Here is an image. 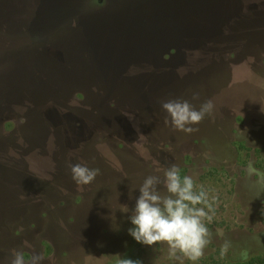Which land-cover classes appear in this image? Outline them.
Segmentation results:
<instances>
[{
  "label": "rangeland",
  "instance_id": "1",
  "mask_svg": "<svg viewBox=\"0 0 264 264\" xmlns=\"http://www.w3.org/2000/svg\"><path fill=\"white\" fill-rule=\"evenodd\" d=\"M90 1L0 0V264L15 251L42 264H180L128 232L143 180L173 163L214 210L204 255L183 264L264 255V0H158L155 44L136 5L124 21L116 1L92 13ZM165 99L214 108L186 134ZM75 163L100 174L77 184Z\"/></svg>",
  "mask_w": 264,
  "mask_h": 264
},
{
  "label": "clouds",
  "instance_id": "2",
  "mask_svg": "<svg viewBox=\"0 0 264 264\" xmlns=\"http://www.w3.org/2000/svg\"><path fill=\"white\" fill-rule=\"evenodd\" d=\"M194 99L198 95H194ZM161 107L170 117L171 125L178 131L191 134L198 131L199 125L212 113L214 105L211 100L205 101L199 109L185 99H165ZM72 179L80 185L92 183L100 170L89 168L85 163L70 164ZM251 170V164L249 165ZM161 185L167 194H162ZM139 197L135 210L130 217L132 228L129 235L146 246L166 244L170 258L183 264L184 259L196 261L204 255V249L210 243L211 232L205 224L213 219L214 210L208 194L201 189L195 191V182L190 176L181 177L180 168L171 164L164 173L163 179L149 175L139 187ZM205 205L198 207V205ZM212 212L213 215L209 213ZM230 242L222 246L226 253ZM43 256L35 254L26 262L24 253L15 251L10 264H42ZM118 264H143L140 260L121 257Z\"/></svg>",
  "mask_w": 264,
  "mask_h": 264
},
{
  "label": "flooded vegetation",
  "instance_id": "3",
  "mask_svg": "<svg viewBox=\"0 0 264 264\" xmlns=\"http://www.w3.org/2000/svg\"><path fill=\"white\" fill-rule=\"evenodd\" d=\"M115 1V0H114ZM128 10H130L129 8L120 12L119 11V18L120 20H124L128 17V14L131 13ZM135 13L138 17V26L142 29L143 26H148L150 25L152 31L155 32V34H151L150 36H144V40L143 42L145 43H159V24H158V0H136V6H135ZM149 10V11H148ZM150 14H152L151 19H149L147 22L144 21L145 16H149ZM80 20H82V18L80 17ZM129 20V19H127ZM148 22H151L150 24H147ZM83 20L81 21L80 25H85L86 23H84ZM119 24V23H116ZM93 25V24H90ZM88 25L86 28L83 29V31L85 30H90L89 27L91 28L92 26ZM114 25V24H113ZM109 26V25H108ZM108 26L107 24L100 26L102 28H98L96 26V30L98 32H102L105 31L106 29L108 30ZM117 29H121V27L123 26L122 24L120 25H114ZM121 26V27H120ZM125 26V25H124ZM145 28V27H144ZM162 29V28H161ZM81 33H79L80 36ZM77 35V34H76ZM150 38V39H149ZM18 60H15V58L12 57V60L9 61L11 63L12 69L10 70V72H8V75H6L7 77V88L8 89H12L13 87H15L17 84H15V82L17 80H19V76L15 74V64L17 63Z\"/></svg>",
  "mask_w": 264,
  "mask_h": 264
},
{
  "label": "trees",
  "instance_id": "4",
  "mask_svg": "<svg viewBox=\"0 0 264 264\" xmlns=\"http://www.w3.org/2000/svg\"><path fill=\"white\" fill-rule=\"evenodd\" d=\"M94 1L91 0L89 2L88 11L91 13H92L91 9L93 7V4L101 5L102 3H104L103 0H94ZM115 1L117 2L115 6V11H120V12L126 10L127 8L130 9V5H136V0H123V2L121 3H120V0H115ZM118 3L119 5H117ZM89 16L91 17L90 13H89ZM238 264H264V255L253 257L244 263H238Z\"/></svg>",
  "mask_w": 264,
  "mask_h": 264
}]
</instances>
